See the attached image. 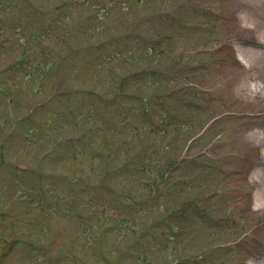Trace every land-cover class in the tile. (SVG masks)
I'll use <instances>...</instances> for the list:
<instances>
[{
	"label": "rangeland",
	"instance_id": "374dc122",
	"mask_svg": "<svg viewBox=\"0 0 264 264\" xmlns=\"http://www.w3.org/2000/svg\"><path fill=\"white\" fill-rule=\"evenodd\" d=\"M209 7L215 12L207 11ZM155 10L168 13L148 18V13ZM135 22L138 29L133 31L153 37L165 36L167 32L172 35L165 37V42L157 46L159 52L153 50L152 54L145 51L148 46L135 38L114 46L105 44L108 36L125 32ZM207 23L211 26L204 25ZM253 41L256 43L251 44ZM96 42L101 43L97 44L101 47L98 52L90 48L75 56L68 70L63 66L50 74L56 68V60L70 48ZM22 44L36 49V61L29 64V69L13 71L12 64L23 55ZM116 53L117 59L105 60L107 55ZM47 61L49 69L43 75L36 67ZM192 62L200 66L188 71L186 66ZM154 66L159 76L153 79L165 78L170 85L171 78L179 77L180 82L190 75L189 83L200 79L208 92L219 94L220 100L205 105L210 116L191 114L181 131L199 137L203 122L204 130L213 127L215 146L210 153L215 164L222 167L218 171L223 173L233 164L248 168L257 161L249 174L250 182L244 177L230 183L239 189L241 202L237 201L236 206H244L248 218L247 238L239 258L264 250V0H0V264H116L118 259L119 264H167L173 259L152 239L142 242L130 258H121L119 254L131 245L140 230L135 232L131 226L143 228L160 219L175 207L172 196H180L179 191L187 190L181 195V199L187 200L198 195V191L216 187L225 174L218 172L217 177L214 169L213 179H201L196 177L199 168L194 167L192 159L187 157L190 163H177L184 154L188 156V145L185 136L175 133L162 139L165 147L157 158L159 164L150 171L144 169L143 176L137 162L126 175L109 178L120 194L99 189L97 184L105 170L94 168V162L101 158H92L91 154L116 147L119 155L112 163H122L143 140L135 138L134 131L144 132V128L131 123L143 117L132 111L131 102L123 100L121 110L113 113L114 130L109 134L92 133L88 128L97 122L89 118H100L98 98L82 93L74 104H69L61 95V89L65 92L74 88L112 93L125 75L143 68L155 73ZM32 71L35 75H30ZM59 76H64L61 85ZM156 86L144 78L137 90L153 94ZM51 99L54 100L42 112L24 122L22 129L6 140L17 118L25 116L32 105ZM165 101L171 109L170 117L183 123L179 106L173 100ZM220 113L229 118L219 121ZM157 118H161L159 110ZM210 140L207 136L195 141L191 153L205 148ZM13 164L38 167L43 175L49 174L47 184L42 185L45 191L39 189L36 178L25 177L20 167L11 169L9 165ZM167 167L187 170H183L181 178L167 173L161 190L153 193L150 188L155 186L158 172ZM60 176H84L86 181L70 185L68 180L56 179ZM143 180L148 181L149 189L141 186ZM73 186L79 187L81 193L76 209L69 204L77 189ZM173 186L180 189L176 191ZM250 187H254L255 211L247 208ZM211 203L215 205L216 198ZM118 223L124 227L119 232L106 231V239L100 235L104 225ZM233 225L230 221L205 236L200 227L191 225L189 237H180L183 239L178 246L197 251L204 248L205 242L212 244L210 261L204 255L201 259L207 264H218L214 259L220 256L224 260L223 255L233 241ZM197 232H201V237L197 238ZM210 235L220 240L205 239ZM140 255L145 257L143 261L139 260ZM248 264H264V255L251 257Z\"/></svg>",
	"mask_w": 264,
	"mask_h": 264
},
{
	"label": "trees",
	"instance_id": "16d2710c",
	"mask_svg": "<svg viewBox=\"0 0 264 264\" xmlns=\"http://www.w3.org/2000/svg\"><path fill=\"white\" fill-rule=\"evenodd\" d=\"M157 46H159V44L156 45V49L150 46L149 50L154 49V51L159 52ZM153 77H154L153 75H149L150 84H153L154 86L158 85L156 87L160 88L161 90H165L164 86L169 85V80H166L165 78H161V80H156V79H153ZM177 81H178L177 77L176 78L173 77L170 79V82H177ZM159 84H163V85H159ZM175 93L176 95L172 96V98L175 102V105L179 106V112L181 113L183 117V118L182 117L180 118L183 121V123L181 121H178L174 117L172 118L170 117L172 115L171 109L169 108L167 103L163 102L164 100L162 101L157 100L156 103L152 106L151 104L146 102V99L140 100L137 98H128V99H131V101H133L132 111L135 112L137 115L143 117L141 118L142 120L144 119L146 120V122L144 123H141L142 120L141 121H136V120L131 121V123L134 122L137 127H139L140 125L144 128V132L139 133L138 130H136L134 131V134L136 135L138 133L140 136V139L144 137L147 138L149 136L151 137L155 134H158L159 137L161 138V140L158 139V144H157L159 148L158 155L162 153V150L165 147V140H162V139H164L167 135L179 133L182 137L185 136V141H187L192 136V135L188 136L183 131H181L182 129H184V126L186 125L184 121H186V118L190 117L191 114L198 115V116L200 115L205 116L206 113L204 111H201L202 107H199L198 101L199 100L204 101L208 98H211V95H209V93H205L199 87H194V86H187L185 88H182V91H178ZM184 96L187 100L186 105H183L181 101L184 98ZM203 107H205V104L203 105ZM157 110H159V113L161 114V118L159 120L157 117L152 119L149 116V111H153L157 115ZM147 123L150 124V127L149 125H145ZM181 123L183 126L181 125ZM204 123L205 122L202 123V126L204 125ZM142 144H143V141H141L140 145L144 146ZM145 148H144L145 150H148V147H145ZM155 151L156 149H153L151 151V154L145 157L146 160L143 161L144 164L147 165L149 164V162L152 161V157L154 156ZM148 152L149 150L146 152V154H148ZM211 160L213 161V159ZM182 162L185 163L189 161L184 159L182 160ZM192 162H193L194 167L199 168L198 173H196V177H200L201 179H205V178L213 179V177L215 176L218 177V172H220L221 174H225L223 175V177H221L218 180L219 182L218 186L212 188V189H215L217 192L219 190V192L216 193L213 198L207 199L203 197V193H205L206 191L205 192H202V190L198 191V195L190 196L188 198L187 203L190 205V209H192L188 213V217L183 219L181 216L171 215V217L166 219L163 224L156 223L155 225H153L154 230H157L158 232V241L156 243L157 247H162L167 250L169 249L170 253L173 254V257L176 260L174 264L176 263L177 264H207L206 261L202 262L201 256L204 255V257H206L208 261H210L209 250L212 247V244H207L205 242L204 248L199 249L197 251L196 250L192 251L190 249L183 250L182 249L183 247H179L178 244L181 242L183 238H186V236L189 237L188 234H189L191 225L194 227H200L202 229L203 235L205 236L207 233H211V234L215 233L217 229L221 228L222 226L228 224L231 221V224H234L233 227L235 228L232 244L229 246L228 252L226 254L224 253L223 255L224 260H221L220 256H218L219 258L218 260H216L217 257L214 260L218 264H229L230 260L232 261V264H238L237 260H238L239 252L242 248L243 240H244L242 239L239 241V238L246 231L245 223L248 218H247V212L244 209V206L242 208H239L238 206H236L237 201H240L239 195L241 193L238 192L239 189L237 188V186L231 185L230 182L237 181L239 178L245 177L244 167H242L243 166L242 164H239L237 166L233 164L232 167L228 168V171L223 173L221 172L222 170L218 171V168H222V167L217 166V170L215 168L216 174L215 176H213V169L215 167L213 163L209 164L208 168H206L205 162L200 161L199 156L194 157L192 159ZM190 167L191 166H187V168H190ZM142 168L143 166L141 167L140 170H144L145 167L143 169ZM187 168H184V169H180V168L171 169L170 168L171 170L169 169L168 172L163 171L162 175L160 176H162L163 179L165 178L167 179V173H168L172 176V178H175L176 174H178L179 177L181 178L183 174V170H187ZM187 176H190V175H187ZM154 185H155V182H154ZM190 185L188 186L189 190L193 188V187H190ZM175 187L176 186H173V188ZM152 189H153L152 190L153 193H155V191L161 190V189H155V186H153ZM179 189L180 187L175 188L176 191H178ZM186 191L187 190L182 189V191H179L178 193L180 196H172V198L174 199L173 201L174 206L179 205L180 200H181V195L185 193ZM215 198H216L215 205L210 203L211 204L210 206L209 205L210 200L215 199ZM197 203L199 206H197ZM248 204H250L249 195H248ZM247 208H248V211H251L249 209V205ZM225 209H228V210L225 212ZM181 225H183L182 228H187V227L188 228L183 231H179L181 229ZM182 236L184 237L179 239ZM196 236L197 238L201 237V232H197ZM212 237H213L212 242L220 240L219 238L216 239L214 235L206 236L205 239H211ZM177 239L179 240L176 243H173V245H170L171 241H174Z\"/></svg>",
	"mask_w": 264,
	"mask_h": 264
}]
</instances>
